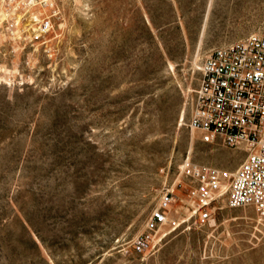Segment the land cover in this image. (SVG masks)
Returning a JSON list of instances; mask_svg holds the SVG:
<instances>
[{
	"label": "rangeland",
	"instance_id": "rangeland-1",
	"mask_svg": "<svg viewBox=\"0 0 264 264\" xmlns=\"http://www.w3.org/2000/svg\"><path fill=\"white\" fill-rule=\"evenodd\" d=\"M253 34L264 0H0V264H264L258 212L225 192L198 226L180 176L245 161L189 121L204 58Z\"/></svg>",
	"mask_w": 264,
	"mask_h": 264
},
{
	"label": "built area",
	"instance_id": "built-area-1",
	"mask_svg": "<svg viewBox=\"0 0 264 264\" xmlns=\"http://www.w3.org/2000/svg\"><path fill=\"white\" fill-rule=\"evenodd\" d=\"M50 28L49 20L39 25L41 33ZM200 72L190 128L201 131L205 142L243 148L247 157L229 177L215 167L185 162L180 176L186 179V204L193 203L196 225H208L215 221V204L227 192L229 208L251 206L264 221V36L253 34L211 50ZM178 199L173 190L163 194L134 242L136 254L153 248L155 234Z\"/></svg>",
	"mask_w": 264,
	"mask_h": 264
}]
</instances>
